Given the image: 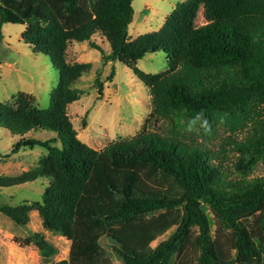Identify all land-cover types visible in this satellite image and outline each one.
Segmentation results:
<instances>
[{"label": "trees", "instance_id": "1", "mask_svg": "<svg viewBox=\"0 0 264 264\" xmlns=\"http://www.w3.org/2000/svg\"><path fill=\"white\" fill-rule=\"evenodd\" d=\"M133 1L0 0V29L25 25L24 41L49 56L60 74L48 107L24 95L0 101V127L21 136L12 153L47 151L34 169L0 176V188L45 180L41 199L0 205V212L26 225L35 209L46 229L71 241L68 259L42 264H264V176L229 180L201 146L145 130L97 150L79 139L67 111L83 93L76 84L93 68L68 62V45L88 42L104 62L132 68L149 88L154 116L250 124L235 147L253 161L264 158V0L178 2L159 31L131 41ZM201 8L207 23L197 25ZM97 34L109 42V53L93 40ZM160 51L165 71L135 65ZM115 75L113 65L108 81ZM95 81L101 98L104 82ZM31 131L53 135L25 137ZM104 236L115 241L121 262L105 255ZM19 241L41 251L48 243L40 232Z\"/></svg>", "mask_w": 264, "mask_h": 264}, {"label": "rangeland", "instance_id": "2", "mask_svg": "<svg viewBox=\"0 0 264 264\" xmlns=\"http://www.w3.org/2000/svg\"><path fill=\"white\" fill-rule=\"evenodd\" d=\"M182 1L186 0H134V17L128 29L130 40L144 33L159 31L166 17ZM205 23L207 21L201 8L197 25ZM25 27L22 24L5 23L0 29V101L15 103L20 95H24L34 99L36 106L48 107L50 94L57 86L60 74L49 56L35 52L24 41ZM93 40L101 44L107 53L110 52V44L102 36L97 34ZM67 60L70 63L93 64L92 70L85 73L76 84L83 91L80 99L67 109L79 139L88 146L102 150L109 143L131 138L145 130L201 146L209 152L214 163L229 180L264 176V158L253 161L250 156L237 150L233 141L243 140L250 131V124L236 127L220 120H191L178 114L168 119L159 118L153 114L154 104L149 88L124 62L117 60L106 63L101 52L91 48L88 42L75 41L68 45ZM113 65L116 75L110 82L107 77ZM135 65L148 73H161L168 66L163 51L147 54ZM97 77L104 82L101 98L95 87ZM52 135L50 131H31L25 137L47 139ZM20 137L0 127V176H16L34 169L39 159L47 153L39 146L12 153L13 145ZM46 184L45 180L39 179L22 185L1 187L0 205H31L41 199ZM203 208L211 214L208 205H203ZM28 215L27 224L19 225L0 212V264H42L68 259L71 241L46 229L37 210H30ZM215 228L216 225L213 226V232ZM35 232L42 233L48 241L44 251L34 244L23 245L19 241ZM169 234L170 231L160 236L152 245L156 246ZM226 238L227 234L221 237L223 241ZM101 245L112 262H121L114 250V240L104 236ZM51 247L54 252H51Z\"/></svg>", "mask_w": 264, "mask_h": 264}]
</instances>
